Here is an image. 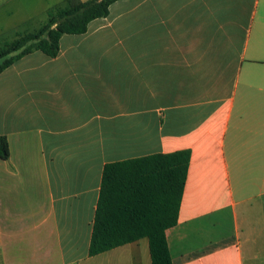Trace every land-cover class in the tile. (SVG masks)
<instances>
[{
    "label": "crops",
    "instance_id": "1",
    "mask_svg": "<svg viewBox=\"0 0 264 264\" xmlns=\"http://www.w3.org/2000/svg\"><path fill=\"white\" fill-rule=\"evenodd\" d=\"M77 1L16 2L0 37ZM0 135V264H151L146 238L88 256L102 169L183 150L172 264H264V0L114 2L0 73Z\"/></svg>",
    "mask_w": 264,
    "mask_h": 264
},
{
    "label": "trees",
    "instance_id": "2",
    "mask_svg": "<svg viewBox=\"0 0 264 264\" xmlns=\"http://www.w3.org/2000/svg\"><path fill=\"white\" fill-rule=\"evenodd\" d=\"M116 1H77L50 9L35 31L18 34L0 47V73L33 51L56 57L62 35L84 34L88 23L106 17ZM0 159H9L2 135ZM188 162L189 151L183 150L104 165L88 256L146 238L151 264H172L165 231L177 223Z\"/></svg>",
    "mask_w": 264,
    "mask_h": 264
},
{
    "label": "rangeland",
    "instance_id": "3",
    "mask_svg": "<svg viewBox=\"0 0 264 264\" xmlns=\"http://www.w3.org/2000/svg\"><path fill=\"white\" fill-rule=\"evenodd\" d=\"M20 1L22 2V0H0V19H6L7 18L6 17V10L10 6L14 5L16 2H20ZM58 1H60V0H54L53 5L58 3ZM23 27H25V28H23ZM21 28L22 29L20 30V34L32 32V31H35L37 29V28H34V26H32V24H28L27 26H21ZM0 38L2 39V40H0V47L14 39V37L12 39L9 37H7V38L0 37Z\"/></svg>",
    "mask_w": 264,
    "mask_h": 264
}]
</instances>
